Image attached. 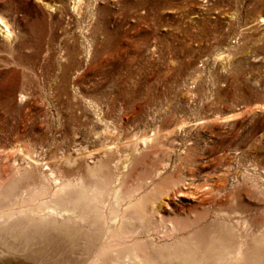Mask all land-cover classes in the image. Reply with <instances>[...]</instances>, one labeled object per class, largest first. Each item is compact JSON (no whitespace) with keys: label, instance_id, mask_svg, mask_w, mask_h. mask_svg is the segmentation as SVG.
Returning <instances> with one entry per match:
<instances>
[{"label":"rangeland","instance_id":"rangeland-1","mask_svg":"<svg viewBox=\"0 0 264 264\" xmlns=\"http://www.w3.org/2000/svg\"><path fill=\"white\" fill-rule=\"evenodd\" d=\"M0 17V214L80 231L72 251L35 232L34 257L1 236L0 264H152L213 240L264 264V0H0ZM67 183L102 191V232L49 208Z\"/></svg>","mask_w":264,"mask_h":264},{"label":"bare ground","instance_id":"bare-ground-1","mask_svg":"<svg viewBox=\"0 0 264 264\" xmlns=\"http://www.w3.org/2000/svg\"><path fill=\"white\" fill-rule=\"evenodd\" d=\"M78 1H80V0H78ZM0 28L2 29L3 33H5V35L10 36L12 34L11 28L9 27L7 22H5L1 17H0ZM90 173L92 175H94L93 170H91ZM102 195H103V193L99 188H93L88 183H82L81 185L79 184L78 186H71L70 183H67L60 189V193H58L56 199L55 200L52 199L54 201V203H53L54 205L49 206V208L51 210H53L54 212L59 213V214H61V212L64 210L67 212L70 211L71 214L68 212L70 215L65 217L68 220L69 219H71V220L72 219H74V220L88 219L89 220V218H91V221H90L91 228L96 232H100V231L102 232V228L105 227V223H106V220L103 218L104 216L102 217V214H101L102 208L100 207V204L102 203V200H103ZM53 201H51V202H53ZM110 208L111 209L109 211L110 212L109 213L110 214L109 219L117 220L120 217L119 213L117 212V210L114 206H112ZM51 210L49 211L50 213H51ZM37 211H39V209L37 210V208L35 210H32L33 214H35L34 215L35 217L33 220H36V222L33 221V222L29 223V225H27V224L24 225L23 222H21L20 220H17L18 218L16 220H12L10 222V219L12 217V213H5V214L1 213L0 214V217H4V219L0 218L1 220H3L2 222L0 221V237L1 236L4 237L2 243L4 245H6V247L8 246L9 249L12 248L13 250H15L17 252L20 250H28V246H30V247L34 246V247H36L37 251L35 253H32V252L29 253L26 251L27 252L26 254H28L29 257H34L35 255H39L41 253V247L38 245V238L39 237H36V235L38 234V232H41L42 236L45 238V240H47L49 242V243L48 242L47 243L51 245V244H53L52 242H55L56 246H57V250H59L62 246L60 244L58 245L57 239H54L55 237H52L49 234V232H51L49 230H52V229L55 230L58 235H60L59 236V237H61L60 240L62 238H65L68 240L69 250L72 251V250H74V248L77 247V246L74 247L75 246L74 242L77 239L80 231L72 228L73 226L71 224V221H70V224H71L72 229H70L67 225V224H69V223H67L69 221L62 220V219H60V221L59 220L57 221L54 219H52L54 221H48L46 218H43L41 216H36ZM102 212H103V210H102ZM39 215H40V213H39ZM55 215H57L58 217L60 216L58 214H55ZM141 215H144V214H141ZM49 216H50V214H49ZM63 216H65V215H63ZM80 222H82V221H80ZM73 225H75V224H73ZM126 225L127 224H125V221H123L120 224L119 229L115 230V231L113 230V233L115 232V233H122L123 234V233L128 232V229H127L128 226H126ZM42 226L45 228L46 231L41 230V229H44ZM48 226L50 229L48 228ZM77 228H79V227L77 226ZM4 231H5V234L9 233V235L8 236L5 235ZM35 232L37 234H35ZM81 232H82V230H81ZM23 237H25V238H23ZM39 241H41L40 238H39ZM180 246H181V244H180ZM42 248H44V247H42ZM12 249H11V251H13ZM45 249H46V247H45ZM195 251H197V250L191 249V248H186V247H184V249L182 248L181 250H180V247H172V248H169L166 250L162 249V251H159V254L158 253L157 254L159 255L161 261L164 260V261H162V263H164L166 261H176V264H231L233 260H236V262L238 261L237 264H255L252 262V260L255 258L254 257L255 255L252 256L248 260L249 257L247 258V256L245 257L243 255L242 249H240L238 253L237 252L232 253V252H230L229 246L224 244V242H221V240L211 241L204 248V251L201 253H199V252L197 253ZM22 253H23V251H21L20 254H22ZM46 256L47 255L43 256V258L45 257V259L46 258L49 259V257L48 256L46 257ZM75 257H76V255H75ZM43 258H42V260H43ZM157 259H159V258L157 257ZM148 261L152 262L150 259H148ZM150 262L148 264H150ZM160 262L157 263L156 261H154V263H152V264H161Z\"/></svg>","mask_w":264,"mask_h":264}]
</instances>
